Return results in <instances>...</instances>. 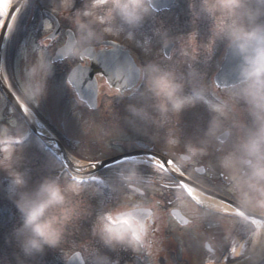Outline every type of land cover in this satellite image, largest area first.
Returning <instances> with one entry per match:
<instances>
[{
    "label": "clouds",
    "instance_id": "clouds-1",
    "mask_svg": "<svg viewBox=\"0 0 264 264\" xmlns=\"http://www.w3.org/2000/svg\"><path fill=\"white\" fill-rule=\"evenodd\" d=\"M73 2L61 0L54 11L66 13L73 7ZM152 10V0H86L84 7L72 18L78 38L66 42L63 50L75 58L85 56L103 35L118 34L124 25L129 28L142 26ZM190 11L194 23L202 19L211 22L208 43H197V31L189 35L187 45L181 48L188 68L186 74H178L173 68L158 63H149L139 70L144 90L136 104L127 106L128 124L140 133L145 132L141 125L167 128L165 145L171 150L179 145L175 130L170 127L175 118L187 108L205 105L213 113L206 134L208 140L203 142L205 147L186 146L182 159L191 160L206 155L207 145L213 140L220 149L223 148L226 141L222 137L232 135V130L225 128L223 122L231 117L237 103L244 102L252 126L234 122L233 127L241 134L232 150L222 156L219 167L242 202L247 203L255 194L257 204L264 205V0H199V4L193 2L190 5ZM95 25L102 26L101 32L96 31ZM217 42H225L233 56L240 60L237 82L224 97L210 90L194 66L201 49L211 53ZM48 43L47 38L41 41L43 47ZM34 51V61L28 59L27 52L22 53L27 63L19 81V98L25 105L38 106L47 93L53 61L42 48H34ZM116 94L123 95L121 92ZM29 136L30 132L15 118L14 109L0 96V170L8 174L7 192L22 218V225L15 232L23 254V258L18 257V264L42 255L46 248L60 247L69 229L91 214L83 198L87 178L82 175L49 176L34 187L29 186V172L19 170L21 146ZM116 177L133 195L143 196L145 188L152 184L151 179H145L134 166L121 169ZM158 203L146 204L144 200L129 196L117 207L97 215L92 234L107 248L139 251L146 246L149 235V226L139 213L148 207L156 208ZM205 208L203 214L195 215L197 220L219 211L214 203H206ZM205 247L212 251L209 245ZM96 264H110V261L107 257L98 258ZM207 264H215V261L208 260Z\"/></svg>",
    "mask_w": 264,
    "mask_h": 264
},
{
    "label": "rangeland",
    "instance_id": "rangeland-1",
    "mask_svg": "<svg viewBox=\"0 0 264 264\" xmlns=\"http://www.w3.org/2000/svg\"><path fill=\"white\" fill-rule=\"evenodd\" d=\"M5 1L8 2V13L12 0ZM40 1L43 6L53 8H58L61 3V0ZM7 13L1 14L6 17ZM23 16L24 15L20 18ZM24 18L25 17L22 19ZM69 18L70 16L66 14L65 19L69 21ZM26 29L28 28L26 27ZM26 29H23L22 33L27 32ZM125 33L130 34L128 30H125ZM17 43L21 44V42ZM35 43L36 42L26 43L28 45L22 44L20 50L17 51L18 54L15 57L14 69L16 74L15 79L18 82V85L27 63L22 53L27 52L28 59L34 61L36 58V53L33 52L34 48L41 45L40 41L38 44ZM42 50L46 53L45 47L42 46ZM220 61L221 58L213 57L209 62L197 61L194 65L202 74L203 82L209 85L210 90L216 95L218 93L213 84V75L214 72L218 70L221 63ZM61 69V66L53 68L52 75L57 73L61 77L57 81L52 75L50 76L47 82V93L39 102L38 106L32 104L29 105L37 114L31 112L33 116L36 119H39V115L44 121L43 123H46V125L49 126V130H52H50L52 134H54V131L59 137L64 136V138L71 140L68 147L74 148V152L73 150H71L72 153L69 152L74 160L81 164L84 163L89 165L90 162L101 161L124 153V151H128L135 147V140H142L155 146L160 153L165 152L167 156L177 161L184 170H188L195 175L196 167L205 166L208 171L207 180L209 181L207 182H215L214 184L218 186L220 191L223 188L219 185V179H223L224 183H231L230 188L223 190H226L230 197L242 203V200L237 194L232 182L225 178L226 174L219 167V162L222 156L231 151L233 145L238 142L241 133L233 127L234 122H239L247 127L252 126L253 122L249 115L247 104L242 101L237 103L235 111L231 114V117L223 122L225 128H230L232 130V135L222 149H220L218 143L213 140L207 145L206 155L193 157L191 161L186 162L181 158V154L186 152V146L188 144L197 147L206 146L203 142L208 140L206 134L213 118V113H211L205 105L197 104L195 107L187 108L175 118L174 124L170 125V127L174 128L175 134L179 139V145L175 149L170 150L165 145L167 128H157L155 125H141V127L145 129V132L140 133L134 131L128 124L130 114L127 111V106L130 104H136L139 100V94L140 92H143V90L135 91L134 94H131L133 97H128L129 94H127L124 98H117L111 91L102 87L100 89L97 110L91 111L79 101L75 94L73 95V91L68 88L65 81L66 77L64 76V73H61ZM5 70L8 78L7 80L11 88L15 91L13 84L10 82L7 68H5ZM181 71L187 73L188 68L186 64L183 65ZM16 88L19 90L20 85L19 88ZM186 91H190V89L186 88ZM18 92L19 94L15 91L20 97V90ZM228 92L229 91L225 93V96ZM0 96H2L1 93ZM20 99L22 100V98ZM5 115H8L7 110H5ZM15 118L25 126L26 130L29 131L26 124L23 123L16 114ZM72 141L78 142V145L75 146ZM21 149L22 160L19 165V170H27L29 172L30 187H34L46 177L55 176L57 171L61 170L63 167V164L50 152L46 151L44 146L31 132L29 139L21 146ZM127 165H129L127 167H136L139 173L144 172L148 168L156 173H159L160 171V169L151 164V162H146L141 158L128 162ZM105 172L103 175L108 176L109 172ZM8 183L9 177L7 172L0 170V264H18V257L23 258V254L21 253L15 237V232L21 227L22 218L14 200L9 198L7 192ZM85 187L87 190L85 191L83 198L91 214L82 218L75 226L69 229L65 241L60 247L46 248L42 255H38L33 259H25V264H66L68 258L75 251L82 252L85 257L90 256V254L93 255L95 251L93 245L96 241H99L98 238L94 237L92 234L93 224L97 215L103 213V211L105 212L117 207L129 196H132L134 200H144L146 204H150L152 201H162V199H165V201L169 199L172 200L173 198H170L169 196H179V193L173 192L162 195L164 192L155 186L154 188L146 187L144 191L147 193L148 197L143 198L140 196L138 197V195H133L123 186H117L116 194L117 191H119L118 197L119 199L121 198L120 201L114 206L106 205L108 207H103V201L108 198L107 195L104 196L103 193L106 189L111 190V186L109 184H104L99 188H95L92 185L85 184ZM148 193H150L151 198ZM99 201H102V205ZM244 203L245 202L242 204ZM245 205L251 207V209L257 213L261 212L264 214V205L257 204L255 194H253V198L245 203ZM168 207L169 206L167 205L158 204L155 209L158 211L157 213L159 216L162 217V222L160 224V231L163 235L162 237L171 238L168 242H160L158 249H150L146 251L145 247H143L139 251H135L131 248H127V250L132 251L137 257L133 264H141L142 255L148 259L149 264H178L177 261L180 260V258L190 264L199 263L206 258L210 260L216 259L217 257H213L211 253L205 249V243L207 241L210 242L208 238L213 235L210 230V227H212L213 224H210V226L208 223L211 219L206 216L201 220H197L195 215L203 214V211L199 210V208L194 205L192 206L189 203L186 205L185 203L182 205L181 209L185 215L194 222L195 226L180 229V227H178L171 219ZM199 221L203 223L201 226L200 224L198 225ZM217 225L221 226L222 224ZM224 232L225 235L228 233L230 235L231 239L228 243H237L235 247L225 250V252H229L230 257L235 259L248 256L252 250V243L255 244L259 241V234L257 235V231L247 237L240 234L236 230L235 221L224 223ZM217 242L220 241L213 240L210 244L219 254L221 251L218 250L217 246L214 244ZM118 248L126 249L124 247Z\"/></svg>",
    "mask_w": 264,
    "mask_h": 264
},
{
    "label": "flooded vegetation",
    "instance_id": "flooded-vegetation-1",
    "mask_svg": "<svg viewBox=\"0 0 264 264\" xmlns=\"http://www.w3.org/2000/svg\"><path fill=\"white\" fill-rule=\"evenodd\" d=\"M184 0H177L171 7L163 8L162 10H156L152 7V12L149 17H147L142 24V26L138 28H129L128 26L124 25L123 30L120 31L118 34H111V35H103V39L99 42H95L93 45V54H100L104 52H109L113 49L112 46L107 45L105 43L111 41L119 43L124 50H127L131 57L133 58L134 62L141 69L143 66L149 63H158L164 67H170L177 71L178 74H186V72H182L181 68L185 65L184 58L181 55V48L187 45V40L189 35L193 31L198 32L197 43L199 45L207 44L209 37L211 35V22L202 19L198 20L195 23L193 22V17L190 11V5L195 2L199 4V0H190L183 2ZM86 0L75 1L73 3V7L68 11V13L63 12L62 16L57 14V18L60 23V34L59 36L53 41L48 43V48L52 51L55 55L57 50L65 45L67 42V34L68 30H72L75 33L76 40L78 38V33L72 23L71 18L75 16L77 10L82 9L84 7ZM44 12H39L37 9L34 10L33 16L39 15V20H44ZM42 14V15H41ZM69 15V21L65 19V16ZM42 17V18H41ZM42 25L45 23V28L47 27L48 32L46 36L53 33L55 30V22L50 17L47 21H41ZM117 26L120 27L119 22H117ZM50 29V30H49ZM96 31L99 33L101 32L102 26L95 25ZM125 30H128L131 35L126 34ZM170 48L169 55L166 54V48ZM227 45L225 42H217L213 47L211 53H208L201 49V54L199 59L202 61H208L213 57L224 58L225 53L227 52ZM75 58V57H74ZM80 61L81 66L86 68H95L96 64L89 56H82L79 58H75ZM77 61H72L74 63ZM79 63V64H80ZM212 63V62H211ZM96 79L98 81L99 87H105L109 90H116V88L110 86L106 79H104L100 74L95 73ZM135 90H144V82L141 80L140 76L138 78L137 85L134 88ZM135 145L137 141L134 142ZM150 148L149 150L154 151L156 153H160L155 146L148 143ZM137 148V147H136ZM166 154L165 152H162ZM198 180V179H197ZM113 181V180H111ZM199 183L202 185L229 197L228 192L223 189H228L231 187V183H223V180L219 181V185L223 188L221 191L219 190L218 186L214 184L215 182L206 183L203 181L198 180ZM165 186V185H164ZM169 188L172 190L179 189L178 186L174 183H170ZM225 191V192H224ZM143 198H147L145 194L142 196ZM180 197H176L173 200L169 201L168 204L173 205L180 201ZM235 200V199H234ZM158 204L165 205L162 201H158ZM179 207V206H178ZM150 208V207H148ZM153 216L146 220V224L149 226V235L147 238L145 250L150 249H158V245L160 242H168L171 237L164 238L162 237V233L160 231V224L162 222V217L159 216L157 213L158 211L154 208ZM203 211V210H202ZM200 212V211H199ZM204 213V211H203ZM211 220L208 222L209 224H213L210 227L211 237L208 239L211 241L218 240L220 242L214 243L217 246V249L221 252H212L211 255L217 257L216 259H212L215 263H235L237 261H243L246 257H242L239 259H235L230 257L229 252H225V250H229L237 245L230 244L228 241L231 239L229 233L224 234V223L229 221H238V224L244 225V222L247 221L244 218L230 216L225 214L221 211L213 212L207 215ZM201 222V221H200ZM217 224H222L217 225ZM242 228V226H239ZM227 230V229H225ZM229 231V230H228ZM240 234L245 236V232L239 231ZM233 233V232H232ZM210 243L209 241H207ZM206 242V243H207ZM221 254V255H220ZM117 257L121 258L122 253L117 252ZM240 257V256H237ZM208 260L210 259H203L199 263L195 264H207ZM144 262L148 264V260L144 258ZM178 264H190L189 262L180 260L177 261Z\"/></svg>",
    "mask_w": 264,
    "mask_h": 264
},
{
    "label": "water",
    "instance_id": "water-1",
    "mask_svg": "<svg viewBox=\"0 0 264 264\" xmlns=\"http://www.w3.org/2000/svg\"><path fill=\"white\" fill-rule=\"evenodd\" d=\"M22 3V0H17L11 7V10L9 12L7 21L5 23V26L2 30L1 33V37H0V88L2 90V92L4 93L5 97L7 98V100L11 103V105L15 108V110L18 112V114H20L25 121L27 122V124L29 125L30 129L33 131V133L50 149H52L53 151H55L57 153L58 156H64L65 162L67 163V165L69 166L70 169L74 168V164L71 163V161L67 158L65 149L63 148V146L53 140L51 137H49L43 130V128L41 126H36L35 124L31 123L29 118L27 117L25 111L23 110V108L21 107V104L19 103V101L17 100V98L14 96V94L11 92V90H9V88L5 85L3 78H2V73H1V67H2V55H3V48H4V44H5V38L7 35V32L9 30V27L11 26V23L13 21V18L15 16V13L17 12V10L19 9L20 5ZM68 42H74L73 39H70ZM68 53L65 52L64 50L59 51L58 55L56 57L55 60H59V59H64L66 58L68 55ZM111 54L108 53L106 55H103L101 57L98 58V62L100 64V71L108 77L109 82L112 83V85H116L115 81L118 78V74L116 73L117 71H121L122 70V66H120L119 62L117 61V64L114 63V58H111L110 56ZM121 56H119L118 59H120ZM123 59H125L126 63L129 61V58L126 54L123 55ZM125 63V64H126ZM240 64V60L233 56V54L229 51L228 56L226 58L225 63L222 66L221 71L219 72V74L216 77V83L220 86V87H230L233 86L236 82H237V78H238V65ZM126 66V65H125ZM130 68V67H129ZM128 67H124L123 70H127L129 69ZM83 75H86L87 77H89L86 73H83L81 71V66L75 68L72 73L69 76V83L70 85L73 87V89L75 90V92L77 93V95L79 96L80 99H82L83 101H85L87 103V105L92 108V109H96L97 108V100H98V95H99V91L96 85V82L94 81H90V82H84L82 81V79H85V77ZM93 74H90V78L92 77ZM89 83V84H88ZM89 86H86V85ZM134 85V82L129 83V87L131 88ZM127 90V88L125 89H120L121 92ZM229 137V136H228ZM228 137H222L224 140H227ZM139 155H144V156H148L151 159L159 162L161 165H163L166 170L172 174L173 177H175L181 184L184 185H191V187L195 188L197 191H199L200 193H202L203 195H206L210 198H214L217 200L222 201L223 203L231 206L232 208H234L235 210H237L240 213H243L244 215H246L248 218H251L255 221L264 223V217L261 216H257L254 215L252 213H250L249 211H247L245 208H243L242 206L236 204L235 202H232L216 193H213L203 187H200L192 182H189V180L187 178H185L180 172H178L177 170H175L173 168V164L170 160H168L167 158L157 155V154H152V153H141V152H133V153H127L121 156H117L105 161H102L101 163L95 164L94 165V169L91 171L92 173L101 171L102 169L120 163V162H124L127 160L132 159L133 157L139 156ZM203 171V170H202ZM146 211L147 210H142L139 215L140 218L142 220H144L145 216H146ZM173 216L179 221L181 222L183 225L187 224V221L185 220V218L181 215V213L178 210H175L172 212ZM68 264H84V261L82 259V256L80 253H75L73 256H71V258L68 261Z\"/></svg>",
    "mask_w": 264,
    "mask_h": 264
},
{
    "label": "bare ground",
    "instance_id": "bare-ground-1",
    "mask_svg": "<svg viewBox=\"0 0 264 264\" xmlns=\"http://www.w3.org/2000/svg\"><path fill=\"white\" fill-rule=\"evenodd\" d=\"M7 10H8V2H6L5 0H0V12L1 13H7ZM4 71V70H3ZM3 77L5 79V83L8 85V82H7V78H6V74H5V71L3 72ZM9 86V85H8ZM28 117H29V120L31 123L33 124H37V120L36 118L31 114V112L23 105ZM45 133H47V131L45 130ZM76 164H79L77 161L73 160ZM82 167V166H81ZM198 195V194H196ZM202 200H204L206 203H214L215 205H217L218 207L220 208H224L226 210H230L228 207L220 204V203H217L213 200H210L206 197H203L201 196L200 197ZM259 234V239L261 238V241L262 242H256L254 245H253V249H252V256L250 258V262L252 261H255L258 259V257L260 256V254L262 252H264V230H261L260 232L258 231L257 232V235ZM256 235V237H257ZM262 246L260 249H258V247Z\"/></svg>",
    "mask_w": 264,
    "mask_h": 264
}]
</instances>
